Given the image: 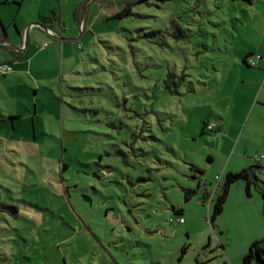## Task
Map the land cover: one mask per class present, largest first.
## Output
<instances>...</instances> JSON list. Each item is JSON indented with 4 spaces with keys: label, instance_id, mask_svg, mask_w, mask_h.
<instances>
[{
    "label": "rangeland",
    "instance_id": "rangeland-1",
    "mask_svg": "<svg viewBox=\"0 0 264 264\" xmlns=\"http://www.w3.org/2000/svg\"><path fill=\"white\" fill-rule=\"evenodd\" d=\"M81 1L85 31L80 0H56L61 45L36 29L41 53L0 72V204L19 209L0 214V264H243L264 173L211 220L228 174L264 168V0H150L122 20L118 0ZM0 2L19 44V5Z\"/></svg>",
    "mask_w": 264,
    "mask_h": 264
},
{
    "label": "trees",
    "instance_id": "trees-1",
    "mask_svg": "<svg viewBox=\"0 0 264 264\" xmlns=\"http://www.w3.org/2000/svg\"><path fill=\"white\" fill-rule=\"evenodd\" d=\"M118 1H120L122 4H124L125 7L121 12L111 16L110 20H113V19L122 20L125 18H129L133 15V7H135L138 4L148 3L150 0H118ZM155 1L166 2V1H172V0H155ZM247 1L251 2L250 0H247ZM6 3L8 4V0ZM14 4H17V3H14ZM17 5H19V4H17ZM83 6H84V3H81V5L77 6L75 13H74L75 22L77 23V26L79 28H81L82 23H85V19L87 17V10L86 9L84 10ZM0 22H1V20H0ZM38 22L42 23L44 26L50 24L48 29H50L51 31H53L56 34H57V30H56L57 27H59L62 31H66L65 30L66 29L65 23L62 19V15L58 11H53L48 16H41L40 20ZM38 30H40V29H38ZM85 30H86V23H85L84 28H83V31H85ZM3 32H6L5 26H3ZM18 33L20 35H22V33L20 31H18ZM252 56L253 55H249L244 60V65L248 68L253 67V65H251V64H253V62L255 60H253V59L248 60V58L252 57ZM256 63H257V61H256ZM0 65H2V64H0ZM7 65H9V64H7ZM184 78H185L184 75H181L180 77H178V79L176 76H172L171 74H169L167 76V79H166L167 85L172 83V85H174L176 88L174 90L170 89L171 93L175 94L178 92V88H179L178 85H179L180 81L184 80ZM15 119H17V118L10 117V120H15ZM207 127H208V124L205 123L203 126L202 135L206 134ZM208 128H210V125ZM215 128H216V126L214 125L212 127V129H210V130H212V131L214 130L217 132V130H215ZM255 168L259 169L260 172L264 173V168L262 166H260V167L258 166V167H254V168L252 167V168L244 169L240 173H236V174L230 173L227 175L225 184L223 186L222 194L219 195L216 206H215L214 215H213V218L211 220L212 224H214V222L217 220L219 215L223 213L225 203L228 200L230 189H231V186L233 184H235L241 180H245L247 182V191H248L249 195H251V187L253 184H255L257 189L261 190V188L259 187V179L256 175V172L254 171ZM193 169H196V167H193ZM188 195H189V191L187 192V196ZM0 205L3 206L5 204L1 203ZM17 210H19L18 207H17ZM175 211L177 213H182V210H176L175 209ZM17 216H18V213H17V215H15V217H17ZM221 248L224 251V247L221 246ZM185 253H186V248L183 249V256ZM243 264H264V240L263 241H256L250 246L249 253L244 257Z\"/></svg>",
    "mask_w": 264,
    "mask_h": 264
},
{
    "label": "crops",
    "instance_id": "crops-1",
    "mask_svg": "<svg viewBox=\"0 0 264 264\" xmlns=\"http://www.w3.org/2000/svg\"><path fill=\"white\" fill-rule=\"evenodd\" d=\"M15 1V3H19V8H18V11H17V13L15 12V14H16V19H19V21H21V22H23L24 23V31H20L21 33H22V35H20L21 37L25 34V31L27 30V28L29 27V25H31L32 23H35V22H38L39 20H40V17L41 16H48L50 13H52L53 11H57V9L56 8H53L52 6H53V4L54 3H56V0H47L46 2H43V4L41 3L40 5H38V7H36L35 9H33V8H30L31 10L30 11H32V9H33V12H28L29 14H26L25 13V11L30 7V6H32V4L30 3L29 4V6H25V4H26V0H14ZM60 2H61V0H59ZM1 3V2H0ZM81 3H84L83 1H81L80 0V2H78L77 4L74 2L73 3V7H77V6H79V5H81ZM72 4V3H71ZM63 10V9H62ZM60 11V13H63V11ZM62 15V14H61ZM18 22V21H17ZM76 25H77V23H76ZM84 25H85V23L83 24L82 23V25H81V29H83L84 28ZM3 24H2V22H0V44H3V43H11V44H13V45H15V46H17V47H21L22 46V42L21 43H19V44H17V42L16 41H13V40H11V38L10 37H8V34H7V31L4 33L3 32ZM65 28H66V25H65ZM72 28H74V27H72ZM79 28V27H78ZM37 28H33L31 31H30V40H29V44H28V48L24 51V53H19V52H16V51H9V53L11 54V55H7V53H2V54H4V55H1L0 54V57H2L3 59H4V61H3V63L2 64H14V63H18V61H20V59L23 57V60H25L26 59V55L28 54V52L30 51V52H33L34 53V55L35 54H39V53H41L40 52V50L39 51H37L36 53H35V48L37 47V45L40 43V42H42L43 41V39H44V37L42 36V37H40V35H37V33L35 34V30H36ZM56 29V28H55ZM80 29V28H79ZM2 30V31H1ZM17 30H19L18 29V27H17ZM41 31H43V30H41L40 29V32ZM62 31V30H61ZM5 34V36H7V40L5 41L4 39H3V35ZM43 34L44 35H46L47 37H50V38H55L54 39V42L58 45V46H60L61 44H60V41H62L63 40V38L61 39L60 38V41H58V37L56 38V37H54V35L53 36H51L48 32H45V31H43ZM12 39H14V38H12ZM36 39L38 40V42L39 43H37L36 44ZM33 47V48H32ZM32 49V50H31ZM2 50H0V52H1ZM7 55V56H6ZM249 55H253V54H248V56ZM1 62V61H0ZM254 242H252V243H250L249 245L251 246L252 244H253ZM225 250V249H224Z\"/></svg>",
    "mask_w": 264,
    "mask_h": 264
},
{
    "label": "water",
    "instance_id": "water-1",
    "mask_svg": "<svg viewBox=\"0 0 264 264\" xmlns=\"http://www.w3.org/2000/svg\"><path fill=\"white\" fill-rule=\"evenodd\" d=\"M32 28H38V29H41V30H44V31L48 29L40 22L32 23L31 25H29V27L27 28L25 34L22 36V46L21 47H17L15 45L11 44V43H6L5 42L3 44H0V50L23 52L28 47L29 40H30V31L32 30ZM3 39L5 41L7 40V36H5V34L3 35ZM3 210L8 211L11 215H17V213H18L17 208L16 207H12V206L4 207Z\"/></svg>",
    "mask_w": 264,
    "mask_h": 264
},
{
    "label": "built area",
    "instance_id": "built-area-1",
    "mask_svg": "<svg viewBox=\"0 0 264 264\" xmlns=\"http://www.w3.org/2000/svg\"><path fill=\"white\" fill-rule=\"evenodd\" d=\"M257 60H261L264 62V58L262 57H258ZM256 61L253 62V66H256ZM12 71L11 67L9 65H0V72H2L3 74L5 73H10ZM210 129H212V126H210Z\"/></svg>",
    "mask_w": 264,
    "mask_h": 264
},
{
    "label": "flooded vegetation",
    "instance_id": "flooded-vegetation-1",
    "mask_svg": "<svg viewBox=\"0 0 264 264\" xmlns=\"http://www.w3.org/2000/svg\"><path fill=\"white\" fill-rule=\"evenodd\" d=\"M50 25V24H49ZM49 25H45L46 28L49 27ZM4 207H9V205H0V214L1 213H8L6 210H3ZM6 211V212H5ZM15 216V215H14Z\"/></svg>",
    "mask_w": 264,
    "mask_h": 264
}]
</instances>
